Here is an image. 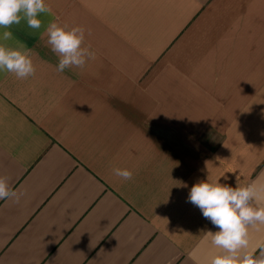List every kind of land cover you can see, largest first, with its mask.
<instances>
[{
	"label": "crops",
	"instance_id": "obj_1",
	"mask_svg": "<svg viewBox=\"0 0 264 264\" xmlns=\"http://www.w3.org/2000/svg\"><path fill=\"white\" fill-rule=\"evenodd\" d=\"M46 4L4 42L36 73L0 71V176L23 193L0 200V264H210L191 187L255 184L264 206V0ZM51 22L84 27L95 59L57 72Z\"/></svg>",
	"mask_w": 264,
	"mask_h": 264
},
{
	"label": "clouds",
	"instance_id": "obj_2",
	"mask_svg": "<svg viewBox=\"0 0 264 264\" xmlns=\"http://www.w3.org/2000/svg\"><path fill=\"white\" fill-rule=\"evenodd\" d=\"M46 0H0V71H7L19 80H24L36 73L34 52L23 45L8 47L6 41L12 39L9 30L26 20L30 29H39L42 13H50ZM85 28L60 25L51 22L47 29V45L51 52L59 57L57 72L68 68H83L88 60L95 59V52L83 47ZM114 174L123 180H131L133 173L128 169H114ZM220 178L207 177L194 184L188 200L199 207L204 218L218 229L208 231L211 243L222 251L217 253L210 264H264V245L248 251L249 227L264 224V206L256 203L259 192L255 184L232 187L221 183ZM226 179V177H225ZM23 193L10 188L8 178L0 176V200L14 198L18 203Z\"/></svg>",
	"mask_w": 264,
	"mask_h": 264
}]
</instances>
